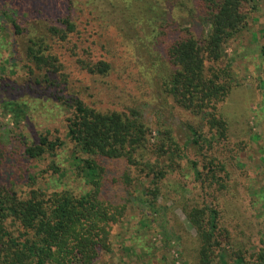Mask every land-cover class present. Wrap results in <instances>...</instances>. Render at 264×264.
Masks as SVG:
<instances>
[{
	"label": "trees",
	"instance_id": "16d2710c",
	"mask_svg": "<svg viewBox=\"0 0 264 264\" xmlns=\"http://www.w3.org/2000/svg\"><path fill=\"white\" fill-rule=\"evenodd\" d=\"M4 1L7 5L0 11V33L9 29L12 35L7 39L0 34V74L4 75L8 66L10 75H15L17 68L26 71L34 85L48 89L67 86L69 73H64L60 59L67 53L73 64L89 75L104 77L111 71L108 62L92 60L94 43L80 49L86 39L74 16L75 0ZM91 1L108 7V14L124 25L120 29L123 37L133 39L132 32L141 35L136 45L139 60H158V64L155 59L151 62L159 66L153 89L164 102L171 100L200 124H180L183 140L166 125H159L152 136L136 109L103 112L80 99L70 97L68 103L57 97L69 108L63 139L53 138L47 130L33 143L24 144L22 151L28 161L47 162L45 169L38 176L30 174L25 192L13 185L0 186V264H96L113 251V230L124 225L130 211L142 213L135 226L142 225L141 219H151L167 246L173 237L183 244L189 235L175 222L173 211L168 212L166 202L180 207L181 194L188 192L189 184L181 173L184 162L193 174L190 184L194 190L203 195L207 190L215 191L216 195L213 205L198 206L186 199L181 208L196 231L193 264H264L260 223L238 225V236L222 225L220 198L228 189L229 173L227 163L217 157L227 152L231 143L228 123L219 110L239 87L226 49L230 42L239 40L259 0H138L142 5H138L136 15L131 13L130 0L122 8L113 0ZM175 5L195 16L202 30L198 36L169 14L167 7ZM38 15L48 22L37 20ZM24 17L30 20L26 26L19 21ZM144 25L148 34H144ZM3 51L8 57L2 56ZM15 54L20 55L18 62L12 58ZM259 57L264 62V44L259 46ZM260 89H264V63L258 79ZM2 105L15 127L27 119L25 103L8 100ZM204 128L213 135L209 149L200 145L206 142ZM9 145L2 133L0 163L7 161ZM189 147L195 156H201L200 149L206 153L212 148L206 165L199 167L196 160L188 159ZM68 178L77 184L75 188L64 181ZM230 244L233 249L229 253L224 246ZM252 247L256 251L250 258ZM138 248L143 252L150 249L147 244H136L120 250L128 254Z\"/></svg>",
	"mask_w": 264,
	"mask_h": 264
},
{
	"label": "rangeland",
	"instance_id": "374dc122",
	"mask_svg": "<svg viewBox=\"0 0 264 264\" xmlns=\"http://www.w3.org/2000/svg\"><path fill=\"white\" fill-rule=\"evenodd\" d=\"M130 1L131 13L136 15L138 5L142 4L138 0ZM75 2L76 11L73 12L77 15L74 14V16L78 17L77 24L80 30L85 32L86 39V43L81 44L80 49L94 43L92 60L108 62L111 71L104 77L89 75L73 64L74 59L67 53L60 58L64 73H69L67 86L62 84L48 89L44 85H34L29 81L26 71L19 68L16 70L12 68L17 72L15 75H10V68L7 66V72L4 75L0 74V135L3 133L7 136L10 145L7 149V161L0 163V186L13 185L17 191L25 192L28 189L27 179L30 174L37 175L40 170L45 169L47 162L35 164L28 161L22 155V151L24 144L33 143L47 130L53 138L59 136L63 139L64 119L69 116V108L67 103L59 101L57 97H63L68 103L70 97L80 99L88 106L103 112L113 110L127 112L130 109H136L150 128L152 136H155L159 125H166L176 131L177 136L183 140L178 127L180 124L193 123L195 127L200 124L198 118L178 110L171 100L164 102L158 95V91L153 89V84L158 81L159 66H153L151 62L155 59L154 63L158 64V60L152 57H146L142 62L139 60L136 53V45L140 44L137 40L141 38L139 33H137L138 36H134L132 32L133 39L123 37L120 29L124 28V25L108 14V7L91 0L89 3L86 0H75ZM113 2L121 8L127 4V0H113ZM6 5L4 0H0V11ZM256 5L257 9L254 13H250L248 24L241 31L239 40L230 42L227 46L226 58L236 74L239 87L233 89L219 110L221 117L227 121L231 134V143L227 146L229 150L217 156L227 163L229 173L228 189L220 198L222 225L227 226L235 236L241 233L238 225L248 227L258 222L261 224L262 231L264 230V199L261 194L264 190V89L257 90L260 69L264 63L263 58L259 57V46L264 44V0H259ZM167 10L181 27H189L196 36L201 33V27L195 23V16L188 13L185 8L175 5L174 8L167 7ZM20 12L22 13L21 9ZM35 18L48 22L40 15ZM190 20L194 26L189 24ZM19 21L21 25L26 26L30 20L24 17ZM143 28L146 34L148 27L144 25ZM0 34L10 39L12 31L8 29L6 33ZM13 39L17 40L15 37ZM159 51L164 53V48H160ZM2 56L8 57V52L3 51ZM19 56L15 54L12 58L18 62ZM34 73L41 75L37 71ZM8 100H19L28 107L27 119L21 122L20 127H15L12 118L4 113L2 103ZM203 131L206 142H201L200 145L202 148H208V141H211L213 135L206 128ZM211 150L212 148L205 153L200 149L201 156H195L189 147L186 154L189 160H196L200 167L202 164L206 165L205 159L210 158ZM181 166V173L189 184L188 192L181 194V199L178 200L180 207L167 201L166 208L168 212L173 211L175 222L180 224V228L187 233V236L189 235L186 241L181 244L180 238L173 237L170 245L167 246V240L160 235L157 226H153L151 219L147 217L143 221L141 219L142 225L135 226V222L141 218L142 213L130 211L124 225L115 227L113 230V251L111 254L103 255L96 264H119L120 262L193 264L196 231L189 224L181 208L185 205L186 199H189L192 204L198 203V206H202L203 203L213 205L216 195L215 191L207 190L205 193L208 194L203 195L199 189L198 192L194 190V185L190 184L193 174H190L189 165L184 162ZM4 175L9 178L5 179ZM64 181L74 188L77 186L73 184L71 178ZM80 186L83 188V185ZM260 219L263 220L262 223ZM138 229L143 234H139ZM182 235L185 237V234L182 233ZM136 244L140 246L147 244L150 249L143 252L140 247L128 254L120 250ZM224 248L229 253L233 249L231 244ZM255 251V247H252L248 250V256L251 258Z\"/></svg>",
	"mask_w": 264,
	"mask_h": 264
}]
</instances>
